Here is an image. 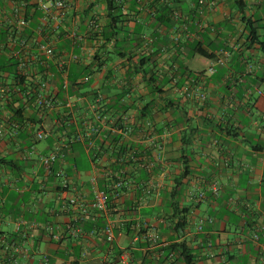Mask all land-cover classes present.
Wrapping results in <instances>:
<instances>
[{
	"label": "crops",
	"instance_id": "0c3cea01",
	"mask_svg": "<svg viewBox=\"0 0 264 264\" xmlns=\"http://www.w3.org/2000/svg\"><path fill=\"white\" fill-rule=\"evenodd\" d=\"M43 1L24 0L29 12ZM208 1L213 7L201 12L198 0H73L61 27L48 36L59 53L78 56L68 71L86 68L90 76L86 84L79 80L74 94L60 93L64 101L72 98L76 132L98 95L115 116H129L134 131L116 134L117 147H127L123 159L113 155V137L105 130L89 148L72 139L76 132L60 138L52 118L45 124L53 134L36 140L37 112L14 91L15 75L0 54V84L12 89L9 101L0 93V264H46L45 257L48 264H186L167 250L177 242L191 249L192 264H264V0ZM8 2L0 0V10ZM174 12L181 17L174 19ZM40 15L34 13L33 26ZM196 44L215 57L194 53ZM225 49L233 57L214 74L199 76ZM62 79L56 73L52 85L59 88ZM191 86L207 100L186 97ZM148 118L154 127L147 132ZM63 143L54 168L69 178L65 192L29 152L35 146L48 154ZM67 157L80 158L84 168H70ZM118 172L128 187L118 198L111 194L110 219L123 228L140 222L158 244L123 228L112 244L98 232L67 233L76 210L66 201L78 195L90 202V180L110 188L106 175ZM210 217L213 223L196 230ZM97 223L102 228L106 218Z\"/></svg>",
	"mask_w": 264,
	"mask_h": 264
},
{
	"label": "built area",
	"instance_id": "2783aa9c",
	"mask_svg": "<svg viewBox=\"0 0 264 264\" xmlns=\"http://www.w3.org/2000/svg\"><path fill=\"white\" fill-rule=\"evenodd\" d=\"M73 0H47L38 2L37 7L29 12L30 2L24 0H12L8 2V8L0 10V33L5 32V40L0 39V54L7 56L9 62L16 63V73L14 74L16 88L14 91L24 101H32L34 109L37 112L39 124H37L36 140L43 141L53 134L51 127L46 126V120L52 118L56 125L59 124V112L63 108H73L74 104L71 97L66 102L58 98L59 88L52 85V81L56 74L50 70L53 66L59 74L62 75V86L67 91L69 86L68 66L70 62L77 61L76 54L65 55L59 53L55 46L48 40L51 32L57 31L61 27V23L73 6ZM199 9L203 12L204 8H211L214 2L208 0H198ZM40 11L38 24L32 25L34 13ZM155 13H153L154 15ZM181 17L179 12L173 13L174 19ZM96 26V22L93 23ZM73 40L76 41L77 35L72 32ZM233 57L231 49L222 50L216 57L214 64L206 71L199 73V76L212 75L216 72V67L225 65ZM254 65L248 64V71L252 72ZM90 76L83 78V82H88ZM186 87V96L198 102H205L207 95L202 90H192ZM12 89L10 86H2L0 84V93L2 97L9 100ZM261 93V91H259ZM106 101L103 96L98 95L90 104V115L82 122L83 129L79 130L74 138L75 141H83L89 148L94 147V136L100 134L103 130L112 134L127 135L134 131L128 115L115 116L112 111H107ZM58 114V115H57ZM264 116V115H263ZM3 136V130H0V137ZM60 138H64L58 133ZM67 144H60L55 150L48 154L38 151L35 146H31L29 152L37 155L42 164L47 177L54 176L59 180V187L63 192L71 188V183L67 175L61 170H54L55 163L63 155ZM98 150V149H97ZM100 150V148H99ZM132 158L135 155L130 154ZM123 155L120 157L122 158ZM98 159V156L97 158ZM123 159V158H122ZM121 159V161H123ZM111 181L110 189L115 190V196L118 198L121 193L128 187V182L124 177V173L118 172L115 175H109ZM217 193V189H214ZM90 191L93 198L90 202L83 196H72L67 201L68 207L76 210L75 215L66 225L65 229L73 238H81L85 235H94L100 233L107 243H114L118 233L122 231L120 225H117L110 219L109 211L111 205V193L109 189L101 188L96 177L90 180ZM204 192L201 191L198 197L202 199ZM106 218L105 225L100 229H92L87 232L86 225L94 223L98 218ZM213 218L201 219L196 226V230L202 231L206 224L213 223ZM22 224L19 223V226ZM126 225V224H125ZM124 228L125 229V226ZM121 229V230H120ZM135 238H150L151 241L158 244L159 238L151 229L142 225L140 222L132 226ZM258 240V234H255ZM166 245V243H165ZM87 252H83L85 257ZM121 260L124 263L129 261V255L123 253ZM49 259L45 257L44 263L48 264ZM155 264V263H152Z\"/></svg>",
	"mask_w": 264,
	"mask_h": 264
},
{
	"label": "trees",
	"instance_id": "16d2710c",
	"mask_svg": "<svg viewBox=\"0 0 264 264\" xmlns=\"http://www.w3.org/2000/svg\"><path fill=\"white\" fill-rule=\"evenodd\" d=\"M156 15V11L154 12ZM250 34L252 35L253 39L252 40H256L257 36H256V31L255 29L251 26L250 27ZM194 53L196 54H200L206 58H209V59H213L215 56L214 54H209L207 51H204L200 48L199 44H196L195 46L192 47ZM8 68L9 69V72L15 74L16 73V63L15 62H9L8 61ZM50 70L52 72H54V74L58 73L57 70L55 71V68L52 66L50 68ZM87 71L86 68L82 69L80 72H79V69L75 68L73 69V71H68V80H69V86H68V89L67 91H65L63 89V86L62 84L60 85L59 87V95H58V98L60 100H62L60 98V93L61 92H64V93H68L69 95H72L74 94L75 92V87H77L80 83H79V80L81 81V83L83 82V78L85 76H87L88 74H85V72ZM56 72V73H55ZM82 72V74H80ZM85 74L83 76L82 79H80V77ZM90 81V80H89ZM88 81V82H89ZM88 82H83V83H88ZM186 95V93H185ZM187 97V96H186ZM6 101H9V100H6ZM66 101H64L65 103ZM106 108H107V111H112V108L110 109L109 107H107L106 105ZM64 111H60L59 113V124H58V129H57V132L58 133H61L65 138H72L77 132H76V129H75V122L73 120V111L71 108H63ZM58 115V114H57ZM146 121V124L148 129H147V132L152 130V128L154 127L153 125V121L151 118H148L145 120ZM132 125V124H131ZM81 130L83 129V126L81 124ZM133 129H135V127L132 125ZM76 132V133H75ZM107 133V137H113V141L111 143V145H115V147L113 148L112 150V153L113 155L116 154L119 158L124 154L125 150L127 147L125 146H122V145H118L119 147H117V144L119 143V139L118 138V135L116 134H112L110 132H106ZM74 149V147H73ZM94 152L96 153V156H98L100 153H101V150H94ZM67 161L70 163V168H76L77 170H82L84 167L81 165V159L78 158V157H67L66 158ZM56 170V169H54ZM101 188L103 189H109L110 193L111 194H115V191L114 193L111 192V190L113 189H110L109 188V182H105V184L103 186H101ZM112 197V195H111ZM135 223H128L126 224L125 226V231L127 234H130V235H135L134 234V230L132 229V226L134 225ZM89 227L90 230L92 229H100L101 228V225H98L97 221L94 222V223H88L86 225V228ZM168 252L170 253H173L174 255L180 257V258H183L184 261L186 262V264H192L193 262V258H194V255L191 251V249L187 246V244L185 242H177V243H173L171 245L168 246L167 248Z\"/></svg>",
	"mask_w": 264,
	"mask_h": 264
},
{
	"label": "rangeland",
	"instance_id": "374dc122",
	"mask_svg": "<svg viewBox=\"0 0 264 264\" xmlns=\"http://www.w3.org/2000/svg\"><path fill=\"white\" fill-rule=\"evenodd\" d=\"M119 264H121V263H119Z\"/></svg>",
	"mask_w": 264,
	"mask_h": 264
}]
</instances>
